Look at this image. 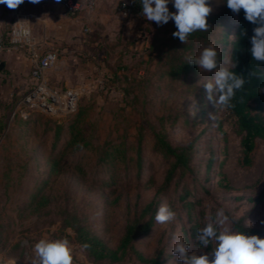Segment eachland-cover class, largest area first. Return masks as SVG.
Here are the masks:
<instances>
[{"label": "rangeland", "instance_id": "1", "mask_svg": "<svg viewBox=\"0 0 264 264\" xmlns=\"http://www.w3.org/2000/svg\"><path fill=\"white\" fill-rule=\"evenodd\" d=\"M134 1L115 0L108 25L99 22L94 31L85 27L75 47L58 48L55 67L40 78L32 75L0 101V264H34L35 244L59 238L71 241L74 264H143L131 250L114 263L93 261L63 220L66 213L76 214L115 248L127 220L140 213L162 183L169 162L152 149L153 135L160 131L173 146L192 145V170L157 195L156 213L167 204L175 220L159 224L154 217L134 249L145 258L161 250V264H182L172 253L173 237L180 231L192 245L189 254L211 252L214 244L202 247L197 229L221 208L264 238V197L259 199L264 140L255 143L245 160L227 110L215 109L207 99L205 84L212 82L214 72L196 66L174 79L162 75L168 23L160 26L142 10L120 7ZM212 7L209 16L217 19L208 39L198 42L192 53L198 56L214 42L221 66L227 67L224 41L231 39L236 13L225 10L226 0H212ZM168 8L175 12L173 4ZM70 92L75 94L73 110L65 106ZM51 93L58 99L54 110L44 108L37 97ZM71 133L78 144L87 141L95 150L76 152ZM139 138L142 160L137 169ZM109 145L125 149V157L114 165L98 164L96 148Z\"/></svg>", "mask_w": 264, "mask_h": 264}, {"label": "trees", "instance_id": "2", "mask_svg": "<svg viewBox=\"0 0 264 264\" xmlns=\"http://www.w3.org/2000/svg\"><path fill=\"white\" fill-rule=\"evenodd\" d=\"M127 8L140 12L142 10L140 0H135L133 4H127ZM225 10H228V6ZM216 19L217 15L208 16L209 30L192 33L188 37L187 43H182L179 38L173 37L172 34L177 31V28L173 20L170 19L168 21L169 29L167 32H170V36L163 43L165 49L162 51V55L165 56L166 63L161 72L162 75L174 79L196 68V65L187 63L186 57L188 56L184 53L189 50V56H195L192 53L195 46L198 42L208 39L213 27L212 23ZM257 26L245 19V12L241 9L238 14L236 13V19L231 31V39L228 41H224L225 39H223L226 46L227 67L237 74L243 75L246 81L243 88L236 92L235 97L231 101L234 107L226 109L228 117H230L234 126V131L239 136V144L244 153L245 160L253 150L255 143L259 140H264V64H259L255 61L250 51L252 47L251 37L254 35L253 29ZM175 40H179L180 43L168 44L170 42L173 43ZM234 62H236L235 69L232 68ZM250 72H254L255 75L249 76ZM70 137V143L76 144V147H74L76 152L94 149V147L91 148L87 141H81L78 144L79 139L76 134L71 133ZM152 149L169 162L162 183L153 198L143 206L140 213L135 214L127 220L115 248H110L101 238L88 230L76 214L66 213L67 215L63 220V224L74 229L76 241L93 261L114 263L120 261L131 250L135 252L143 264H161L163 253L161 250H158L149 258H145L139 251L134 249L133 243L138 237L150 231L157 210L158 193L170 188L176 178H182L191 172L192 145L173 146L168 141L166 134L160 131L153 135ZM96 150H98L96 152V160L101 165H114L119 159L125 157V153L123 152L125 149L119 147V145L102 146L96 148ZM134 153L135 165L139 169L142 160L140 138L134 149ZM183 197L185 196H180V198ZM263 197L264 187L259 194V199ZM231 226L248 228L247 232L249 235L261 237L259 230L245 225L241 218L235 219V222ZM84 245H87V247H84Z\"/></svg>", "mask_w": 264, "mask_h": 264}, {"label": "clouds", "instance_id": "3", "mask_svg": "<svg viewBox=\"0 0 264 264\" xmlns=\"http://www.w3.org/2000/svg\"><path fill=\"white\" fill-rule=\"evenodd\" d=\"M25 0H0L11 9H16ZM32 4H39L41 0H29ZM57 3L60 0H56ZM142 15L148 21H155L157 25L174 21L177 31L174 38L187 43L188 37L197 31H208L210 26L207 18L213 12L212 0H140ZM173 4L176 12H170L168 4ZM229 9L239 13L245 12V19L258 25L253 29L251 37V54L255 61L264 64V0H226ZM187 63L196 65L199 69L214 72L212 82L205 84L207 99L217 107L227 109L234 107L231 103L236 92L241 90L246 81L243 75L222 67L218 58L215 43H210L198 56L186 57ZM236 68V62L232 64ZM249 76L255 75L250 72ZM192 115L195 112L189 110ZM211 119H215L213 114ZM175 211L167 204H162L155 216L159 224L173 222ZM205 226L197 229V240L202 247L214 244L211 252L197 255L189 254L192 247L189 240L180 231L173 237L172 253L178 255L182 264H264V238L249 235L248 228L233 227L235 218H229L223 208L219 209L215 217H205ZM250 222V221H249ZM251 224V222H250ZM71 234V230H68ZM87 247V245H84ZM36 261L34 264H74V247L68 238L41 239L35 244Z\"/></svg>", "mask_w": 264, "mask_h": 264}, {"label": "crops", "instance_id": "4", "mask_svg": "<svg viewBox=\"0 0 264 264\" xmlns=\"http://www.w3.org/2000/svg\"><path fill=\"white\" fill-rule=\"evenodd\" d=\"M114 2L115 0H97L92 9L74 14L63 8L61 0L59 3L56 0H41L39 4L25 0L16 9L0 4V24L5 30L23 22L28 25L31 33V41L27 45L10 47L6 43V50L0 61L3 63L0 69V101L32 80L37 58L43 53L54 49L58 51L59 47H62V52L69 49V46L75 47L81 37L85 36V27L94 31L99 22L108 25L109 11ZM57 63L58 59L51 68ZM5 264L11 263L5 261Z\"/></svg>", "mask_w": 264, "mask_h": 264}, {"label": "built area", "instance_id": "5", "mask_svg": "<svg viewBox=\"0 0 264 264\" xmlns=\"http://www.w3.org/2000/svg\"><path fill=\"white\" fill-rule=\"evenodd\" d=\"M97 0H61L63 8L70 14L80 12L84 9H92ZM120 7L128 12L126 3H121ZM31 41V33L27 24L23 22H18L12 26L9 30H5L0 24V61L3 55V52L6 50V43L10 47H18L21 45H27ZM59 52L57 50H49L43 53L37 58V65L32 71V75L35 78H40L43 73L51 68L58 59ZM100 86L102 87L103 80L99 81ZM49 97L44 95H37L39 101L44 108L49 110H54L55 103L57 102V96L53 93ZM65 106L68 110H73L75 107V94L70 92L68 98L65 100Z\"/></svg>", "mask_w": 264, "mask_h": 264}, {"label": "water", "instance_id": "6", "mask_svg": "<svg viewBox=\"0 0 264 264\" xmlns=\"http://www.w3.org/2000/svg\"><path fill=\"white\" fill-rule=\"evenodd\" d=\"M2 66H3V63H2V62H0V69L2 68Z\"/></svg>", "mask_w": 264, "mask_h": 264}]
</instances>
